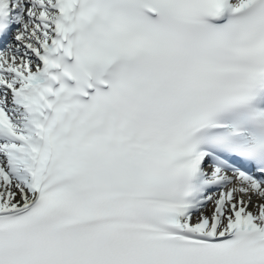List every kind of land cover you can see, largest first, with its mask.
Returning <instances> with one entry per match:
<instances>
[{
	"label": "bare ground",
	"instance_id": "6f19581e",
	"mask_svg": "<svg viewBox=\"0 0 264 264\" xmlns=\"http://www.w3.org/2000/svg\"><path fill=\"white\" fill-rule=\"evenodd\" d=\"M34 4L37 7L43 8H36L29 4L28 7L34 8V13L26 17L25 20L32 21L30 24L24 23L21 26L20 30L24 32V37L21 43H16L18 52H13L14 55L18 56V59L12 60L8 56L3 58L6 65H0V89H7L11 82L15 85H20L23 80L29 78V72L33 68L34 56L24 46V43L29 42L32 46L37 45V42L41 40L47 31V26L43 22H45L47 15L50 13L47 0H38ZM38 14H41V17H44L45 20L38 19ZM0 165L4 170L11 172L7 167L5 158L1 154ZM12 173L14 172L12 171ZM222 193L221 195H224L226 198L230 197V201L226 203V206L233 203L236 206L241 205L243 207V216L251 215L257 218L261 214H264V186L253 188L247 183H242L239 176H234L228 185L222 189ZM218 196L219 194L212 198L200 209L198 214L192 216L191 220H206L208 215H212L216 211V205L220 201ZM31 197L32 194L27 188L26 180L18 172L14 173L12 181L9 184H5L4 177H0V208L20 207Z\"/></svg>",
	"mask_w": 264,
	"mask_h": 264
}]
</instances>
